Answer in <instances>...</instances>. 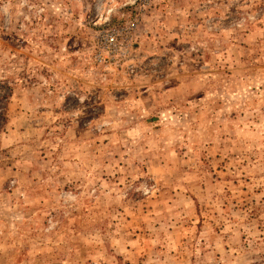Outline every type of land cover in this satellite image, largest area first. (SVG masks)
Segmentation results:
<instances>
[{"label":"rangeland","instance_id":"374dc122","mask_svg":"<svg viewBox=\"0 0 264 264\" xmlns=\"http://www.w3.org/2000/svg\"><path fill=\"white\" fill-rule=\"evenodd\" d=\"M0 81V264H264V0H0Z\"/></svg>","mask_w":264,"mask_h":264},{"label":"built area","instance_id":"2783aa9c","mask_svg":"<svg viewBox=\"0 0 264 264\" xmlns=\"http://www.w3.org/2000/svg\"><path fill=\"white\" fill-rule=\"evenodd\" d=\"M136 20L133 19L127 22L125 26H113L105 23V29L98 32L93 54V61L99 65L107 66L111 64H118L126 54L127 38L125 31H130L135 28Z\"/></svg>","mask_w":264,"mask_h":264},{"label":"trees","instance_id":"16d2710c","mask_svg":"<svg viewBox=\"0 0 264 264\" xmlns=\"http://www.w3.org/2000/svg\"><path fill=\"white\" fill-rule=\"evenodd\" d=\"M12 93V87L7 81H0V131L7 122L6 105Z\"/></svg>","mask_w":264,"mask_h":264}]
</instances>
